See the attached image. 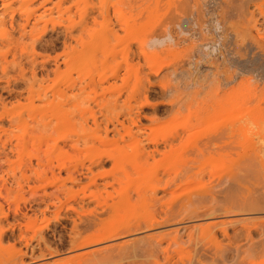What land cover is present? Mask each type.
Here are the masks:
<instances>
[{
    "label": "rangeland",
    "instance_id": "374dc122",
    "mask_svg": "<svg viewBox=\"0 0 264 264\" xmlns=\"http://www.w3.org/2000/svg\"><path fill=\"white\" fill-rule=\"evenodd\" d=\"M179 1L0 0V51H7L9 46H14L13 50L10 48V52L0 53V138L3 141L12 140L14 144L21 141L22 145L14 152L0 147V264H17L22 252L23 263L19 264H85L79 259L66 261L69 256L81 252H74L68 241L72 228L70 216L73 213L67 216L66 212L61 211L58 216L56 206L47 208L42 199L46 192L55 190V181L51 178L53 184L47 185L51 182L50 178L40 181L35 173L49 167H54L59 172L64 164L67 165L66 168H73L76 163H79L77 166L81 165L80 162L89 164L91 160H99L100 156L106 158L111 153L119 157V162L108 160L103 168L96 166L95 172H106L109 179L112 178L110 175L117 172L125 181L144 180L145 175L134 170L139 163L142 167L144 164L140 149L134 147L133 141L126 134L125 141L119 143L122 148L118 145L117 148L115 143H103L100 139L107 137L104 131L106 126L113 129L112 121L119 119L126 125L130 124L129 107H134L132 112L140 120V127L133 125L134 134L158 139L163 151H166L162 145L163 140L172 136V149L158 154L155 160H149L150 167H153L163 183L182 169L184 171L192 167L199 172L194 177L184 176L186 179H183V188L180 187L174 193L176 196L180 192L184 195L180 193L179 198L192 193L195 198L199 190L209 187L213 177L215 184L221 183L217 184V190L219 186L223 191L228 190L232 185L229 177L232 171L238 169V165L242 166L251 160V165L247 162V167L258 168L259 159L253 161L254 151L259 153L264 162V110H261L264 108V13L251 5L255 4L254 0H235V6L231 2H227V5L225 0H201L199 3L203 2L202 6H198L200 4H197V0V3L195 0H186L190 2L189 5H183V1L181 0L182 4ZM220 2H224L225 7ZM238 5L245 8L237 7ZM253 11L256 16L251 14ZM249 18L253 22H248ZM218 23L223 24L220 27ZM10 24L15 27L12 28ZM22 25H25L24 31L20 30ZM242 27L243 35L240 32ZM244 28L248 30L244 31ZM168 30L174 32L171 46L169 44L167 48H160L161 50L146 47L150 35H163ZM144 47L148 51L146 54L141 52ZM43 61L46 67L42 66ZM151 68L160 71L155 75L151 73ZM114 72H118L119 76L113 77ZM166 85H172V95L159 94ZM147 88L150 91H146L150 105L142 106L145 101L143 92ZM55 91L66 92L67 95H63L58 101V97L57 100L53 99ZM30 92L34 93V97ZM29 93L33 99L29 97ZM45 95L54 101L51 99L48 102ZM171 100L172 114H169L165 109ZM57 102L61 104L58 103V111L54 107ZM51 103L54 105L51 106ZM243 115H248V118ZM153 116H157L160 121L153 124L149 119ZM59 117L62 123L59 122ZM238 118L243 125L238 131L241 132L239 139L247 143L242 144L240 141L241 144H235L231 148L214 149L213 145V148L203 149V143L207 139L217 136L218 131L224 129L223 122L224 126L229 127L227 125ZM51 120L53 129L46 131L44 124ZM118 127L121 133L125 132L121 124ZM109 133L108 138L112 140L121 136L113 131ZM250 140L251 144L255 142V145L252 144L254 151L249 145ZM146 141L143 145L152 149L154 145ZM48 149L54 150V153H48ZM252 170L247 174L255 175L256 172L253 170L252 174ZM66 171H62L63 178L68 174ZM124 171H129L130 175H125ZM244 171L242 173L246 174ZM243 176L241 178L245 179L247 175ZM249 177L250 175L246 178ZM98 179L103 180L101 177ZM251 179L255 184L249 182ZM251 179L248 184H251L249 186L253 188L254 195L248 196V202L235 189L233 191L238 193L240 199L236 193L233 192L232 196V191L227 192L240 206L243 203L245 207L247 203L251 206L264 201V197H261L264 196V186H259L264 185L261 184L264 181L261 179L258 184L256 180L254 182V176ZM212 184L215 186L214 182ZM214 186L213 189L216 190ZM254 187L261 188V195L255 196L260 189L255 193ZM34 191H37L36 194ZM223 191V196L216 191L219 193L220 204L227 203L226 198L230 201V196L225 197L226 191ZM163 196L164 192L161 191L160 198L165 200L171 197L169 194L165 198ZM175 198L172 194V200ZM238 199L242 200L241 203ZM147 207L136 203L121 212L115 222H134L139 217L149 215L153 212V207ZM191 210L193 209L188 208L181 212L187 215ZM238 212L235 216L219 212L218 216L215 215L217 218L213 215L201 219H191V215H188L182 223L174 221L154 231L111 240L91 248L126 243H130L132 247L137 239L141 240L151 233L180 230L178 236H182L184 240L182 239L181 246L172 245V264H264V251L256 252L259 250L253 246L255 240L257 243L263 241L264 234H260L263 228L259 227V233L253 234L251 240L238 230L245 223L264 220V210ZM111 215L107 214L106 217ZM253 216L257 219L254 217L253 220ZM251 217V221L247 219ZM231 218L241 220V224L236 222L227 226L229 234L234 236L233 241H229L220 227H217V241L214 244L210 240L211 235L202 230L215 220ZM236 230L237 234L234 232ZM12 234L17 239L21 236L25 238L14 241L10 239ZM190 234L194 236L193 241L188 238ZM139 242L135 246L143 245ZM49 250H59L60 253L50 256ZM161 258L160 263L164 264ZM32 261L34 263H30ZM138 261L143 264L146 259L134 257L115 262L100 260L91 264H138Z\"/></svg>",
    "mask_w": 264,
    "mask_h": 264
},
{
    "label": "bare ground",
    "instance_id": "6f19581e",
    "mask_svg": "<svg viewBox=\"0 0 264 264\" xmlns=\"http://www.w3.org/2000/svg\"><path fill=\"white\" fill-rule=\"evenodd\" d=\"M182 1H183L182 2L183 5H185L184 3H187L189 5V3H190V2H187L188 0L187 1L185 0L186 2L184 0H182ZM200 1L201 0H199V1L197 0V2H198L197 3L196 0H195V2L197 4H200L199 3ZM222 1H224V0H222ZM225 1L224 2L227 4V2L228 3L229 2L233 3L235 0H225ZM239 1H238V4H239ZM245 1H247V0H245ZM248 1H250V0H248ZM254 1H255V4H251V5H255L257 10L260 13L263 14L264 13V0H254ZM224 2L223 3L220 2V3H222L221 5L223 7H225V5H223ZM250 2H253V1H250ZM179 3H181V0L179 1ZM214 3H216V2L214 1ZM187 4H186V6H187ZM201 4L198 5V6H202ZM205 4H206V2L204 3V5ZM234 4L235 3H233V5ZM204 5H203V7H204ZM208 5H211V4H208ZM241 5H238L237 7H239V6L243 7ZM192 6H194V5H192ZM233 7H231V8H233ZM182 8H183V6H182ZM243 8H245V6ZM223 11H225V10H223ZM254 11L252 13L250 12L251 14H253V16H254V14L256 12V11L255 12ZM243 12H245V11H243ZM227 13H228V11H227ZM227 13H225V14H227ZM179 15H180V13H179ZM214 15H216V14H214ZM255 16H256V14H255ZM226 17L224 16V18H226ZM250 17H252V16H250ZM216 18H218V14H217ZM224 18H222V19H224ZM247 18H248V16H247ZM213 19L215 20V18L212 17V20ZM12 21L14 23V20H12ZM254 21H255V24H256V20H254ZM11 22H9V23H11ZM218 22H221V21H218ZM248 22H253V20L251 21V19H250V20H248ZM13 23H11V24H13ZM223 23H221V24H223ZM218 24H220V23H218ZM221 24H220V27L222 26ZM177 25H179V24H177ZM205 25H206V23H205ZM179 26H181V25H179ZM240 26H242V25H240ZM11 27L13 28L15 26L11 25ZM256 27H257V25H256ZM249 28H251V27H249ZM242 29H243V27L240 30H242ZM246 29L244 31H246ZM20 30L24 31L25 30V25L20 26ZM172 32L173 31L168 30V32L166 34H163V35H159V34L150 35V37L148 38V41H146L147 42V44H146L147 46L146 47L150 48V50L151 49L155 50V49L163 48L165 46L167 48V46L169 44L171 46L172 38H174L172 36ZM240 32H242L241 34L243 35V30L240 31ZM240 32H238V34ZM246 33L248 34L249 32L247 31ZM23 34H25V33H23ZM175 35H176V33H175ZM180 36H183V35H180ZM243 38H244V36H243ZM240 40H242V39H240ZM252 41H253V39H252ZM243 42H241V43H243ZM65 43H67V42H65ZM175 43L176 42H174V44ZM9 47L12 48L11 46H9ZM146 47H144L143 50H141L142 53H145V54L148 53V51L146 50ZM10 48L9 49L7 48V51L10 52V50H11ZM13 48H14V46H13ZM13 48H12V50H13ZM7 51H5V50L4 51H0V53L1 52L4 53V52H7ZM42 66L46 67L45 61H43V65ZM159 71H160V69L158 70L157 68H155V69L153 68L151 70V73L153 72L156 75V73H159ZM112 75H113V77L119 76L118 72L117 73L114 72V74H112ZM254 79H256V78L254 77ZM244 85H242V86H244ZM146 91H149V88H147L143 92L145 101L142 104V106L150 105L149 95H147ZM30 93L32 94L33 92H30ZM31 94H30L29 97L31 99H33L31 96L33 95V97H34V93L32 95ZM65 94H66V92L62 93L60 91H55V93L53 94V96H54L53 99H56V97H58V101H59V98H61ZM159 94L160 95L162 94L163 96L172 95V85L171 86L170 85L169 86L168 85L164 86L163 90L160 91ZM64 98H65V96H64ZM31 99H30V101H31ZM51 99H49V97L46 96V100H48V102H50L49 100H51ZM69 100L70 99L68 98V101ZM31 102H34V101L32 100ZM58 103L59 102L54 103V104L58 105V106L57 105L54 106V107H57L56 108L57 111L60 110V106H59L60 103L59 104ZM54 104L51 103V106H53ZM130 108L131 107H129L130 111H128V118H129L130 124L126 125L124 121L122 122L119 119H116V122L111 120L112 123H113V129L111 130L108 126H106L104 131H106L107 137H105V138L103 137V138H100V139H101V141L103 143H106V144L115 143L117 148H119V147L122 148L121 147L122 145L119 146V143H120V141H125V139H126L125 138V134H126L133 141L134 147H137V149H140V153H141V156H142V160L144 161V164H143V167H142L141 164L139 163L137 166H135L134 170H137L136 171L137 173L142 172L145 175L144 176V180H142L140 182H138V181L137 182L125 181L124 178H122L121 175L119 173H117V172H115L112 175H110L112 178L109 179V177H107L109 175L106 172H104V173H98L99 171L95 172L94 169H95L96 166L103 168L107 164L108 160L112 161V162H119V157L114 155V154H111V153H110V155L107 154L106 158H103V157L100 156L99 157L100 159L97 158L99 160H96V159L91 160L89 164L80 162L81 165L77 166V165H79V163H76V165H74L73 168H66L67 165L64 164V166H62L60 169L58 168L60 170V171L58 170L59 172H56L54 167H49L48 169H44L42 171L41 170L40 171L37 170V172L35 170L36 173L34 172L36 174L35 175L36 178L40 179V181H41V179L42 180L45 179V181H46V179H48V178H50L49 181H51V178L55 181L54 183H55L56 186H55V190L54 191L49 192V193L46 192L44 198L41 197L42 193H40V195H41L40 197L43 198L42 200H44V202H46L47 208L50 209L49 208L50 206H53V205L56 206L55 209L57 210L58 216H59L61 211L66 212L67 216H69L68 215L69 213H73V216H70L71 221H72V228H71V233L69 235V240L68 241L70 242L71 249L74 252L78 251V250L81 251V252L75 253V254H73V256H69L68 257L69 259L66 260V261H71V260H75V259L78 260L79 259L80 262L83 261V263H85V264H91L92 262H96V261H100V260H104V262L105 261H107V262H115V261H122V260H127V259L129 260V259H132L134 257H139V259L141 258V260H142V257H145L146 262L147 261L148 262L147 263L145 262L143 264H152L153 262H154L153 264H162V263H160V257H162L163 259L161 258V260H164V264H172V259H173L172 245L173 244H177V246H181V243H183V240H184L182 238V236L181 237L178 236V233L180 232V230H174V231L166 232V233H160V232L156 233V232H154V233H151V234L145 236L141 240L137 239V241H136L134 239L136 242L133 243L132 247L130 246V243L129 244L126 243L124 245H119V244L118 245H111V246L104 247V248H91V247H93L95 245H100L102 243H105V242H108V241H111V240H117L119 238L132 236V235L137 234V233H144V232H147V231H154V230H156L158 228H161L163 226L170 225V224H172V222L174 223V221L176 223L177 222L178 223H182L184 218H187L188 215H191V216H189L191 219L192 218L193 219L194 218L198 219L199 217L201 219L202 217H205V216L211 217V216L214 215V217H216V216H218L217 213H219V212L223 213V215L227 214L229 216H235L236 214H239L238 211H243L244 210V211H249V212H258V211H263L264 210V201H260V204H255V205H251V206L249 205V203H247L246 206L247 205H249V206L248 207H246V206L244 207L243 205H245V203H243L242 206H240L239 204H237L238 202L236 203L235 202L236 200L234 198H232V196H233L232 193L234 192L233 190L235 189V191L237 190V192L240 193V195L243 197V199H246L247 200L246 202H248L249 201V199H247L248 196L251 195V194L254 195V193H252V189L253 188L251 189L250 186H249L251 184H255V183H252L253 180L251 178H253V176H254V182L257 181L256 183H258V184H259V182H261V179L264 181V162L259 157V153L254 151V148H253L254 146L253 145H255V142L254 143L252 142V144H253L252 145L251 144V140H250V143H249V145L251 144L250 146H252V149L255 152L254 153L255 156L253 158V161H255V160L258 161L257 159H259V163H260V165L259 164L257 165L258 168H252L254 170V172H256L255 175L253 174V170L251 169V167L250 168L247 167L248 163H249V165H251L250 164L251 160H248L242 166L238 165V169H236V171H232V174L229 177V179H231L229 181L230 182L232 181L231 182L232 185L231 186L228 185L229 186V188H228L229 191L228 190H225L226 192L223 191L222 189H220V186H219V190H217L218 189V185L219 184L221 185V183H219V184L216 183L215 184V179L213 177V179L210 180L211 184L214 182V184H215V186L217 188L213 184L212 185L210 184V185H208L209 187H207L204 190H199V192H198V190H196L198 193L195 194V198H193L194 197L193 196L194 193H192V195L191 194L188 195V196L185 195V197H183V198L180 197L179 198L178 196L179 195L181 196L182 193L180 192L181 194L180 193H179V195L177 194L178 196H176L175 194L178 192V189L180 187L183 188V186H184L183 185V179H186L189 176H193L194 177L199 172L197 170H195V168L193 169L192 167L186 168V169H184V171L182 169L181 172L176 171L177 173L175 174V176H173V177L171 176V177L167 178V180L163 183V180L160 179L158 177V175H156V171L153 170V167H150L149 160L150 159L155 160L158 154H163L165 152L167 153V152H169L172 149V143L174 142V141L172 142V136H170L169 138H165V140H163L164 144H162V145H164L166 151H163L162 148H160L161 147V144H160L161 141H159L158 139L151 138L150 136H148V137H144L143 135H141L140 137L137 136L133 132V125L139 126V121L140 120H139V117L137 116L138 117L137 118L136 116H134V114H133L134 112H132L134 107H133V109L132 108L130 109ZM261 110L263 111L264 108L261 109ZM165 112H168L169 114H172V100L169 101L168 106L165 109ZM68 116H69V114H68ZM244 116H246V115H243V117ZM243 117H241V119H243ZM67 118L65 120H67ZM116 118H118V117H116ZM244 118H248V115H247V117H244ZM60 119L61 118L59 117V120ZM149 119L153 122V124H156L157 122L160 121V119L157 116L156 117H154V116L153 117H149ZM241 119L238 118L237 121L238 120L240 121ZM51 121H52V123H51ZM51 121L50 122L48 121L47 123L44 124V129L46 131L48 129L50 130V128L53 129V125H52L53 124V120H51ZM61 121H62V119L59 122L62 123ZM67 121H69V120H67ZM237 121H233L230 125H227L229 127L224 126L223 124H225V123L223 122L222 126L224 127V129H221V130L222 131L224 130V132L222 133V131L219 130L218 133H217V136L215 135V137H214L212 135L213 137H211V138L208 137L209 139H207L203 143L204 144L203 145V149L213 148L212 147L213 145L216 146V147L214 146V149L217 148V147L218 148H221V147H229V148H231L233 146L235 147L236 145L238 146V144H241L240 141L242 142V144H243V142L247 143V141L240 140L241 138L239 136V133H241V132H238V131L241 130V127L243 125H242V120L240 121L241 123L239 121H238L239 122L238 123ZM244 121L245 120L243 119V122ZM235 122L238 123V125ZM118 124L119 125L121 124V126H122V128L124 129L125 132L121 133V130L118 127ZM222 126H220V127L223 128ZM239 128H240V130H239ZM110 131H113L114 133L116 132V133L121 134V136L118 135V137H121V139H118V137H117V139L115 138L113 140L108 138V134H110L109 133ZM220 133H221L222 136H220ZM143 137L147 140V141L145 140L147 143H150V144L154 145L153 148L151 147L152 149H149L150 146H148V148H147L146 147L147 145L146 146L143 145L144 144L143 142H145ZM179 137H181L180 133H179ZM238 139H239V141H238ZM11 141L10 140L9 141H5V140L3 141V139L0 138V145H1L0 147H2L4 150L9 148L13 152L15 150H19L22 147V145H20L21 141H18L17 142L18 144H16V143L14 144ZM22 142L25 143L26 141H22ZM121 144H122V142H121ZM53 149H56V147H53ZM49 150L50 149L47 150L48 153H50V154L54 153V150L53 151L50 150L52 152H50ZM200 151H204V150H200ZM145 165H146V167H144ZM147 165H149V167H147ZM255 165H256V163H255ZM59 166H61V164ZM140 166H141V168H140ZM45 167H47V166H45ZM138 168H140V169H138ZM247 168H249V170L246 171ZM63 169H66L67 170L66 172H68V174L66 173L67 176L65 178H63L62 175H61ZM243 170H245L244 172H246V174L242 173ZM250 170H252L251 171L252 174H253L252 176L249 173L247 174V172H250ZM94 172H95V174H94ZM240 173H242L244 176L247 175L246 176L247 178L250 175L251 178L249 177V179H251V180L247 179L243 175L242 176L245 179H247V181L245 179L241 178L242 176L240 175ZM49 174H51V177H49ZM124 174L129 176L130 172L129 171H124ZM256 174H257V176H256ZM184 176H186V178H184ZM100 177L103 180H101V179L99 180L98 178H100ZM106 177H107V179H106ZM248 180H249V182L251 184H248L249 183ZM210 181H208V183ZM51 182H48L47 185L53 184V182L52 183ZM236 182H237V187H236ZM186 184H188V183H186ZM258 184H257V186H258ZM261 184H264V183L261 182ZM40 186L37 187V190L39 189ZM213 186L215 187L216 190L213 189ZM259 186L261 187V186H264V185H259ZM34 187L36 188V186H34ZM254 188L256 189L254 191L255 193H257V191L259 189L260 190L258 191V193L261 192V188H258V187H257L258 189L256 187H254ZM263 188H262V191H264ZM225 189H227V188H225ZM161 191L164 192V196H163L164 198H165V195L167 196L168 194H169V196L171 195V197L169 199H165V200L162 197L160 198L159 197V193ZM216 191L220 192V196H223V195H221L222 191L225 192L224 193V194H226L225 197L226 196L227 197L230 196V201H229V198H228V200L226 198L227 203L220 204L221 200L219 199V196H218L219 193H217ZM230 191H232L230 193V194H232V196L229 193H228L229 196L227 195V192H230ZM36 192L34 191L33 193L36 194ZM237 192H234V193H236L235 195L238 194ZM258 193L255 196L261 195L260 193L259 194ZM172 194H173V198L176 197L175 198L176 200L173 199L174 201L172 200ZM262 195H264V193H262ZM182 196H184V195L182 194ZM237 197H238V195H237ZM261 197L263 198L264 196H261ZM224 199L225 198H223V200ZM263 200H264V198H263ZM239 201L241 203L242 200H239ZM136 203H142L145 207L148 206L147 208H152L153 207L152 208L153 212L151 211L152 213H149V215L147 214L146 216L139 217L138 219H136V221L134 220V222L130 221V222L124 223V224H117V222H115V221L117 220L116 218L120 216L121 212H125L127 209H129L130 207H132ZM149 206H151V207H149ZM188 208H191L193 210L190 211L191 212L190 214L183 215L181 210H183V209L186 210ZM110 213L112 214L111 216H109L111 218L106 217V215L110 214ZM58 216L56 214V217H58ZM254 217L255 216H253V220L257 219L256 217L254 219ZM235 219L233 220L231 218L229 220H220V221H216L215 220V222L209 223L202 230H203V232L209 233L211 235V239L210 240H211V242L214 241V244H215V241H217L216 230H215V228H217V227H220V230L223 232V235L229 241H233L234 236H231L229 234L227 226L229 227V225L231 226V225H233L236 222L240 223L241 220L238 221V220H235ZM247 219L248 220H250V219L252 220V217L251 218H247ZM242 221H244V220L242 219ZM259 227L263 228V229H261V233H260V234L263 235L264 234V220H262L261 222H258V220H257V222L254 221L252 224L251 223H249V224L245 223V225L242 226V228L238 229V230H239V233H240V231L243 232L246 235V238L251 240L252 239V235L255 234L256 232H258V228ZM235 228H237V227H235ZM234 232H235V234H237V230L234 231ZM231 234H233V233H231ZM193 237H194L193 234L188 235V238L190 240H192V239L194 240ZM24 238L25 237L21 236V238L19 237V239H17L14 236V234H12L11 237H10V239H14V241L15 240L16 241L17 240L21 241ZM261 239L262 238H260V240ZM243 240H245V239H243ZM254 240H255V238H254ZM139 241H141L143 243V245L140 244L139 246H135L136 243L139 242ZM255 241H256V243L254 242L253 246L256 247L259 250V251H256V250L255 251L256 252L264 251V239H263V241H259L258 240L259 241L258 243H257V240H255ZM141 242H139V243H141ZM165 242H166V245H163V244H165ZM246 242H248V241H246ZM232 245H233V243H232ZM253 246L251 245V248ZM229 248H231V247H229ZM176 251H177V249H176ZM58 252H59V250H49L48 254L51 256V255L57 254ZM217 252H218V250H217ZM23 254L24 253L22 252L20 257L17 259V264L23 263V260H22V255ZM46 255L47 254H43V256H46ZM149 260H153V262L149 263L150 262ZM30 263H34V261H32ZM136 263L137 262H135V264ZM93 264H96V263H93ZM138 264H140L139 261H138Z\"/></svg>",
    "mask_w": 264,
    "mask_h": 264
}]
</instances>
